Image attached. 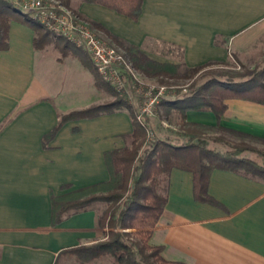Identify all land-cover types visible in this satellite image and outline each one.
Listing matches in <instances>:
<instances>
[{
    "label": "crops",
    "instance_id": "obj_1",
    "mask_svg": "<svg viewBox=\"0 0 264 264\" xmlns=\"http://www.w3.org/2000/svg\"><path fill=\"white\" fill-rule=\"evenodd\" d=\"M69 6L112 43L115 36L156 61L188 67L229 62L264 37V0H142L137 19L97 3L70 0ZM33 35L29 25L13 20L8 48L0 51V264H112L107 254L80 261L63 252L103 239L107 228L98 225L101 212L94 205L51 225L50 193L107 180L103 154L130 145V113L121 108L68 120L44 147L42 138L60 115L113 96L94 85L77 57L61 56L51 45L36 49ZM63 68L65 83H83L72 104L60 99L57 71ZM224 103L223 130L264 139V104ZM185 122L189 130L175 135L187 140L220 130L210 110H187ZM207 192L220 205L196 201L192 173L173 167L148 244L162 246L165 260L185 264H264V180L214 168Z\"/></svg>",
    "mask_w": 264,
    "mask_h": 264
},
{
    "label": "trees",
    "instance_id": "obj_2",
    "mask_svg": "<svg viewBox=\"0 0 264 264\" xmlns=\"http://www.w3.org/2000/svg\"><path fill=\"white\" fill-rule=\"evenodd\" d=\"M60 1L70 7V0ZM81 1L106 6L132 19H137L141 13L142 0ZM13 20L32 28L33 46L36 49L53 44L61 55L71 54L77 57L93 74L94 85L108 90L113 96L111 101L60 115L57 124L43 136L44 147L68 120L95 117L121 108H126L132 119L130 145L107 150L103 154L109 172L107 180L62 194L50 193L53 226L60 223L64 215L71 211L86 210L96 201L106 204L105 209L98 215V225L107 228L103 239L63 252L74 254L80 261H89L107 254L115 264H185L165 260L161 256L162 246L148 244L150 229L158 221L167 200L170 170L176 167L190 171L193 198L199 202L220 205L207 192L211 171L222 168L264 180V163L240 156L241 152L251 150L264 158V151L239 143L232 145L231 150L220 152L208 148L203 138L189 139L184 144H173L165 140L147 144L149 118L145 117L142 122L137 121L131 105L102 80L83 49L75 47L62 37H53L40 24L30 20L27 14L15 8L10 0H0V51L8 48V29ZM112 39L127 53L132 65L148 76L187 77L213 63L188 67L180 63L159 62L133 44L115 36ZM229 73H220V77H210L201 84L193 83L185 95L172 100H161L160 104L166 105L168 109L173 108L178 113L182 126H187V110H210L217 120L215 128L222 130L224 128L218 121L226 108L225 99L240 98L264 104V66L245 72ZM215 139L223 141L222 138ZM65 187L67 186H61Z\"/></svg>",
    "mask_w": 264,
    "mask_h": 264
},
{
    "label": "built area",
    "instance_id": "obj_3",
    "mask_svg": "<svg viewBox=\"0 0 264 264\" xmlns=\"http://www.w3.org/2000/svg\"><path fill=\"white\" fill-rule=\"evenodd\" d=\"M28 18L40 24L53 37H62L83 49L103 81L123 96L134 108L137 121L155 114L162 98L167 95L164 84H143L136 75L127 53L116 44L99 36L78 13L60 0H10ZM148 130L147 141L152 138Z\"/></svg>",
    "mask_w": 264,
    "mask_h": 264
},
{
    "label": "rangeland",
    "instance_id": "obj_4",
    "mask_svg": "<svg viewBox=\"0 0 264 264\" xmlns=\"http://www.w3.org/2000/svg\"><path fill=\"white\" fill-rule=\"evenodd\" d=\"M97 33L99 34L101 38L107 40L99 32ZM49 45H51L52 47L54 46L53 44H49ZM55 50L58 51V49H55ZM51 51H53L52 48L47 49L44 52L45 54H48ZM263 66H264V37L260 40L258 44H256L252 48L250 52L245 53V54H240V56L235 57L234 59H230L229 62H226L223 64H210V65L204 66L201 69H199L196 73H194L193 75L187 76V77L148 76L140 72L134 66L133 67L136 72L137 78L143 84L150 83V84H154L155 86L161 85V84L166 85L167 95L164 98H162V100H172L174 98L185 95L188 92L189 86L193 83L201 84L210 77H213V76L220 77L218 76L220 75V73L230 74L229 72H232V73L243 72V71L245 72V70L254 69V68L258 69ZM88 71L90 70L88 69ZM57 73L61 74L60 78L63 80V82L60 83L61 86L59 89L61 92L60 99L65 100V102L68 104L75 103L74 100L75 101L77 100L74 99V97L77 96L79 91H81L82 93V91L84 90L82 86L83 83L81 82L79 84L75 81L70 84L65 83L63 79V76L66 73L65 68H63V70L61 71H57ZM86 87H87V84H86ZM108 97H110V95ZM163 106L164 105L159 103V105L156 108L155 114L149 117V122H150L149 129L152 132L153 137L149 138L147 141V136H146V143L150 144L157 140H165L173 144L186 143L188 141L187 137H184V136L177 137L175 134L177 133L178 135H180L181 134L180 132L188 131L189 128L182 126L180 119H179V115L176 111L168 112L167 109H165V107ZM134 108H132V111H134ZM198 138L205 139V142L208 148L217 150L220 152H226L227 150H231L232 145H236L239 143L251 146L259 151H264V140L262 138H256L251 135H247L245 133L229 132L223 129L217 130L215 132L211 130H206V131H203ZM215 138L217 139L222 138L223 141H217ZM240 156L251 158L260 163H264L263 156L255 151L245 150L240 153ZM92 205L99 207L100 212H102L106 207V204L101 201L93 202ZM111 263L115 264L113 259H111Z\"/></svg>",
    "mask_w": 264,
    "mask_h": 264
}]
</instances>
